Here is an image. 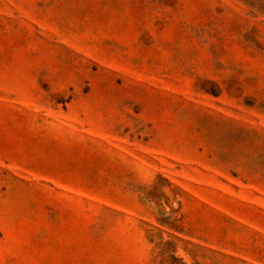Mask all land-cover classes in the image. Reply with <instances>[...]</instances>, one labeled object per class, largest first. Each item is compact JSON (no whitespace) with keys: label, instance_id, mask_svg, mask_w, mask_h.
Instances as JSON below:
<instances>
[{"label":"rangeland","instance_id":"rangeland-1","mask_svg":"<svg viewBox=\"0 0 264 264\" xmlns=\"http://www.w3.org/2000/svg\"><path fill=\"white\" fill-rule=\"evenodd\" d=\"M0 264H264V0H0Z\"/></svg>","mask_w":264,"mask_h":264}]
</instances>
